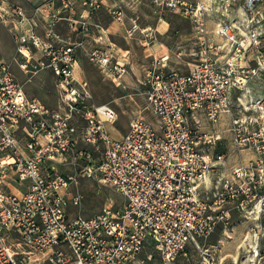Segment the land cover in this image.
Listing matches in <instances>:
<instances>
[{
  "label": "built area",
  "instance_id": "built-area-1",
  "mask_svg": "<svg viewBox=\"0 0 264 264\" xmlns=\"http://www.w3.org/2000/svg\"><path fill=\"white\" fill-rule=\"evenodd\" d=\"M241 1L243 12L230 16ZM154 2L182 13L201 33L218 5L222 43L202 40L201 58L187 73L168 72L159 62L148 74V101L156 121L140 116L121 138L111 133L116 110L91 104L77 44L55 43V21L41 37L38 18L15 10L20 19L12 32L18 50L44 53L39 65L56 74L62 106L52 110L28 98L0 58V264H136L147 246L156 249L163 264L187 258L192 249L202 254L197 264H239L208 253L204 243L218 224L230 220L232 206L244 211L245 203L255 202L258 214L264 213V88L255 108L259 119L235 116L234 110L242 114V107L249 108L240 98L238 107L233 101L235 90H246L253 79L264 81V0ZM101 4L85 2L90 13ZM110 12L124 21L121 10ZM37 15L44 17L40 10ZM115 47L111 43L94 51L91 60L118 80L127 74L128 62L116 55ZM223 115L234 116L232 132L240 153L253 154L249 162L243 158L232 167L231 178L222 176L225 155H210L204 146L210 139L202 133V120L215 126ZM80 141L101 152L96 171L125 199L119 211L105 206L92 217L71 213L83 198L71 191L75 178L58 168L77 162L78 156L68 157ZM85 171L93 174L90 166ZM215 172L217 191L205 196L202 187ZM241 264H264V257L254 254Z\"/></svg>",
  "mask_w": 264,
  "mask_h": 264
},
{
  "label": "rangeland",
  "instance_id": "rangeland-1",
  "mask_svg": "<svg viewBox=\"0 0 264 264\" xmlns=\"http://www.w3.org/2000/svg\"><path fill=\"white\" fill-rule=\"evenodd\" d=\"M87 0H0V58L10 66L30 99H39L48 108L57 110L62 106L61 93L57 86V76L50 69L41 68L39 63L46 59L40 50L34 48L31 52L20 53L13 37L12 30L18 23L19 16L15 10L22 9L27 18H38L39 27L36 32L45 37L47 27L53 21L57 24L53 29L59 39L56 44H77L83 76L90 82L93 99L92 105H109L118 113V121L111 127L115 138H121L129 132L131 123L138 117H145L155 122L156 119L150 111L148 95L150 84L148 74L159 65L165 64L168 72H189L201 58L202 39L199 25L191 19L166 7L148 0L140 9L128 8V14L123 7L106 9L103 2L101 8L89 12L85 5ZM192 3L211 2L220 0H188ZM219 6L214 5L206 18L210 34L209 40L221 44L222 39L217 35L218 22L220 21ZM244 2H238L230 16H235L240 9L243 12ZM121 10L125 18L123 22L115 20L110 10ZM38 10L44 17L37 15ZM264 14V8L262 9ZM128 15V16H127ZM84 16V17H82ZM26 21V20H25ZM136 26L134 32L132 29ZM20 26V24H18ZM83 27H86L83 29ZM25 28L30 29L26 21ZM111 43L115 44L116 55L128 62V72L121 79L115 80L107 76L101 68L91 60V54L96 50L108 49ZM169 57V59H166ZM264 81L253 79L246 90H235L233 101L239 106V98L243 105L249 108L242 114L234 110V115H246L259 119L256 103L261 97ZM234 116L223 115L221 121L211 126L202 120V133L210 139L204 146L213 156L225 155L226 165L222 176L231 178L232 167L244 158L249 162L253 158L250 151L240 153L234 142L232 132V119ZM87 155H82V154ZM78 156L74 164H64L59 169L66 175L75 178L71 191L79 193L83 203L77 208H72L73 216L82 215L92 217L100 213L105 206H113L115 212L125 205V199L109 184L103 182L96 168L101 159V152L82 141L79 142L75 152L68 157ZM92 167L93 174H86L85 168ZM216 172L208 180L207 188L202 187L205 196L213 197L217 191ZM217 180V181H216ZM20 187V186H17ZM257 207H256V206ZM231 207V218L226 223L218 224L216 231L204 243L208 253L215 255L227 262L241 264L246 257H251L245 246L239 249L243 239L248 233H258L260 238V256L264 257V213L258 214L259 204H244L245 210ZM253 212V213H251ZM230 237V238H229ZM253 239H250V244ZM254 240H257L254 237ZM252 258V257H251ZM202 259V254L197 250H190L187 258L179 259L175 264H197ZM136 264H163L158 252L152 246H147L141 253Z\"/></svg>",
  "mask_w": 264,
  "mask_h": 264
},
{
  "label": "crops",
  "instance_id": "crops-1",
  "mask_svg": "<svg viewBox=\"0 0 264 264\" xmlns=\"http://www.w3.org/2000/svg\"><path fill=\"white\" fill-rule=\"evenodd\" d=\"M145 2H146V0H105V3L103 2V4L107 10H109L111 8L118 7V6L123 7V8H125V10L128 14V8L133 7L136 9H140L144 6L143 4ZM148 2L149 1L147 0V3ZM209 38H210V34L208 32V26H206L205 34L200 39L205 40V39H209ZM215 177H216V179H218V174H216ZM217 183H218V181H217Z\"/></svg>",
  "mask_w": 264,
  "mask_h": 264
},
{
  "label": "bare ground",
  "instance_id": "bare-ground-1",
  "mask_svg": "<svg viewBox=\"0 0 264 264\" xmlns=\"http://www.w3.org/2000/svg\"><path fill=\"white\" fill-rule=\"evenodd\" d=\"M166 59H169V57H167ZM254 237H256L257 240H254ZM230 238V237H229ZM260 238L261 236L257 233V234H252L248 233L245 238L243 239L242 244L239 246V249H241L243 246H245V248L247 249L248 253H251V257L254 256V254H259L260 253ZM250 239H253L251 241L250 244Z\"/></svg>",
  "mask_w": 264,
  "mask_h": 264
}]
</instances>
